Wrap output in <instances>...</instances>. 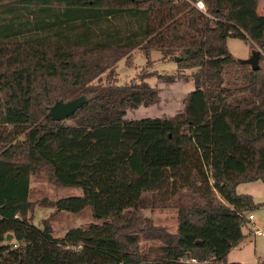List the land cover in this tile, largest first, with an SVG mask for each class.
<instances>
[{
    "label": "trees",
    "instance_id": "1",
    "mask_svg": "<svg viewBox=\"0 0 264 264\" xmlns=\"http://www.w3.org/2000/svg\"><path fill=\"white\" fill-rule=\"evenodd\" d=\"M256 7L257 0H0V264H238L226 259L245 238L252 201L235 190L264 184V17ZM228 38L261 50L257 71L229 54ZM135 49L186 57L178 65L196 69L183 112L124 119L158 102L143 79L110 82ZM80 96L86 103L72 117H48L56 101ZM42 172L82 192L47 207H88L97 223L60 239L47 220L42 230L30 224V177ZM146 194L169 197L178 217L175 236L151 229L161 243L151 261L130 218Z\"/></svg>",
    "mask_w": 264,
    "mask_h": 264
},
{
    "label": "rangeland",
    "instance_id": "2",
    "mask_svg": "<svg viewBox=\"0 0 264 264\" xmlns=\"http://www.w3.org/2000/svg\"><path fill=\"white\" fill-rule=\"evenodd\" d=\"M226 48L235 60L249 59L253 50L259 51L261 58L263 56L255 44L238 38H228ZM260 66H264L261 61ZM195 73L196 69L181 68L175 62V57L165 58L164 54L158 51H151L146 57L142 51L135 49L128 58L117 63L114 80L110 82L117 86H125L143 79L150 88L158 91L156 104L128 110L124 116L125 120L167 119L183 112L187 96L194 90ZM105 77L106 74L102 76V82H105ZM235 192L238 196L250 197L252 203L243 213L246 223L242 225L241 230L245 238L241 244H238L239 246L230 250L226 261L238 264H264V237L253 236L256 229L264 231V184L260 181L243 183L237 186ZM81 195L79 188L57 187L51 182L47 173L31 176L28 200L32 204L33 212L28 214V217H32L29 223L42 230L43 221L47 220L45 222L52 230V237L56 239L62 238L72 229H86L90 224L97 223L90 208L87 207L73 214L64 211L55 212V209L47 207L60 199L81 197ZM214 195L224 204L217 194ZM168 198L159 194H146L141 207L130 212V218L132 220L135 218L132 235L138 240L140 252L150 261L154 258L156 249L161 246L159 241L152 240L151 229H162L171 236L177 234V211ZM249 215H252L253 220H248ZM18 245L20 246L17 243ZM92 257L101 262L98 256L92 255Z\"/></svg>",
    "mask_w": 264,
    "mask_h": 264
},
{
    "label": "water",
    "instance_id": "3",
    "mask_svg": "<svg viewBox=\"0 0 264 264\" xmlns=\"http://www.w3.org/2000/svg\"><path fill=\"white\" fill-rule=\"evenodd\" d=\"M259 51H252V54L247 60H237L241 65L249 66L252 71H257L259 69ZM186 59V57H175V62L179 63L182 60ZM86 103L85 96H80L78 98L69 100V101H56L52 106L47 108L48 117L53 122H63L66 119L72 117L74 113L79 110ZM11 236L8 235L6 237V241H9Z\"/></svg>",
    "mask_w": 264,
    "mask_h": 264
},
{
    "label": "built area",
    "instance_id": "4",
    "mask_svg": "<svg viewBox=\"0 0 264 264\" xmlns=\"http://www.w3.org/2000/svg\"><path fill=\"white\" fill-rule=\"evenodd\" d=\"M194 7H195L198 11H200V12H205V6H204V4H203L202 1H198V2H196V4H194ZM212 183H213V181H210V184H212ZM248 220H249V221L253 220L252 215H249V216H248ZM253 236H255V237H264V231L261 230V229H256V230L253 232ZM191 262L194 263L195 261L192 260Z\"/></svg>",
    "mask_w": 264,
    "mask_h": 264
},
{
    "label": "crops",
    "instance_id": "5",
    "mask_svg": "<svg viewBox=\"0 0 264 264\" xmlns=\"http://www.w3.org/2000/svg\"><path fill=\"white\" fill-rule=\"evenodd\" d=\"M256 13L258 16L264 17V0H257Z\"/></svg>",
    "mask_w": 264,
    "mask_h": 264
}]
</instances>
